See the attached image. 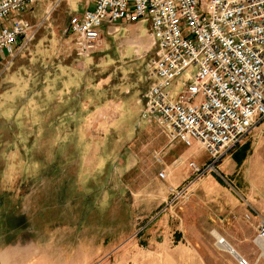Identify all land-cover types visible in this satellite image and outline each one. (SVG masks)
I'll use <instances>...</instances> for the list:
<instances>
[{
	"label": "rangeland",
	"instance_id": "374dc122",
	"mask_svg": "<svg viewBox=\"0 0 264 264\" xmlns=\"http://www.w3.org/2000/svg\"><path fill=\"white\" fill-rule=\"evenodd\" d=\"M84 9L36 0L23 14L40 25L36 36L0 60V247L24 234L51 264H237L216 231L264 264L257 221L243 218L263 200L264 166L193 181L188 164H206L204 150L169 143L142 119L155 54L147 25L109 28L100 50L81 57L67 24ZM179 92L175 82L171 99ZM247 142V160L264 165V121Z\"/></svg>",
	"mask_w": 264,
	"mask_h": 264
},
{
	"label": "built area",
	"instance_id": "2783aa9c",
	"mask_svg": "<svg viewBox=\"0 0 264 264\" xmlns=\"http://www.w3.org/2000/svg\"><path fill=\"white\" fill-rule=\"evenodd\" d=\"M35 1L0 0V60L12 62L36 36L40 25L23 17ZM77 1L85 9L69 17L67 30L78 56L98 52L109 28L147 25L155 54L142 119L169 143H197L206 152L205 166L188 164L193 181L217 173L224 156L264 121V0ZM175 82L180 92L171 99ZM193 181L171 193H185ZM248 207L243 218L258 217L253 241L264 244V217ZM236 261L249 264L240 255Z\"/></svg>",
	"mask_w": 264,
	"mask_h": 264
},
{
	"label": "crops",
	"instance_id": "0c3cea01",
	"mask_svg": "<svg viewBox=\"0 0 264 264\" xmlns=\"http://www.w3.org/2000/svg\"><path fill=\"white\" fill-rule=\"evenodd\" d=\"M194 144L197 145V147L201 148L199 146V144H197V143H194ZM249 149L250 148H249L248 142L240 145L235 150H233L232 153L229 154V156L227 158H223V160L220 162V164L217 167L226 169L227 167L231 166L232 167L231 169H233L231 172L233 173V171L243 169L244 165L245 166H244L243 171H246V172H250L251 168L264 166L262 163L255 161V160H257L256 155H255V157L254 156L252 157L253 162L247 160L249 156L245 155V154H247ZM207 160L209 162L208 156H207ZM206 164L202 163L201 165H198V164H196V165L203 167ZM217 174L221 177L219 172H217ZM205 175H207V174H205ZM247 204L252 209H254L259 216L264 217V197H263L262 202H259L255 206H253L249 203H247ZM244 208H245L244 211L247 212L248 208H246V207H244ZM253 220H256L258 222V217L253 218ZM215 232L216 231H212V233H215ZM253 243H254V241H253ZM254 244L257 246L256 243H254ZM233 250L235 251V253L237 255H239V253L234 248H233ZM262 250H263V255H264V247L262 248ZM39 254H41V245H39L32 238H28V237L24 236V234H19L12 241H10L9 243H6L0 247V264H51L50 260L39 259ZM259 256H260V254H259ZM78 263L84 264V261H81ZM61 264H63V260H61Z\"/></svg>",
	"mask_w": 264,
	"mask_h": 264
},
{
	"label": "bare ground",
	"instance_id": "6f19581e",
	"mask_svg": "<svg viewBox=\"0 0 264 264\" xmlns=\"http://www.w3.org/2000/svg\"><path fill=\"white\" fill-rule=\"evenodd\" d=\"M212 236L215 237V239L217 240L216 244L219 248L228 252L229 254H231L233 257L237 259L238 255L235 253L233 248L229 244H227L224 238L220 237V235H218L216 232L212 233ZM257 247L260 249V252H261L259 258L262 257L264 259L263 250H262V248L264 247V244H261V243L257 244Z\"/></svg>",
	"mask_w": 264,
	"mask_h": 264
},
{
	"label": "trees",
	"instance_id": "16d2710c",
	"mask_svg": "<svg viewBox=\"0 0 264 264\" xmlns=\"http://www.w3.org/2000/svg\"><path fill=\"white\" fill-rule=\"evenodd\" d=\"M243 159V158H242Z\"/></svg>",
	"mask_w": 264,
	"mask_h": 264
}]
</instances>
